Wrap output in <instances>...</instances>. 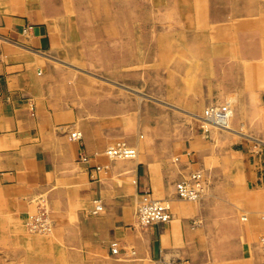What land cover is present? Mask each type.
I'll return each mask as SVG.
<instances>
[{
  "label": "crops",
  "instance_id": "crops-1",
  "mask_svg": "<svg viewBox=\"0 0 264 264\" xmlns=\"http://www.w3.org/2000/svg\"><path fill=\"white\" fill-rule=\"evenodd\" d=\"M60 2L0 0V229L21 231L27 216L42 203L56 237L70 245H95L110 252L115 241L116 255H128L130 248L138 258L155 264L161 257L187 258L191 264H238L241 240L255 243L264 233V217L253 211V194L258 191L262 198L255 207L264 209V173L257 166L261 158L250 152L249 144L223 134V140L231 141L227 153L236 157L226 163L197 128L176 121L152 125L153 110L128 102L124 94L108 98L70 86L61 64L54 61L60 57L59 30L66 32L63 22L71 20L61 18V9L53 6ZM209 4L202 0L198 14V25L208 23V28L198 29L193 8L188 9L191 29L181 34L184 45L167 44L186 52V58L170 64L167 58L159 66L172 73L162 75L161 84L168 89L157 98L191 114L188 109L236 94L233 125L245 124L257 132L263 124L258 93L264 90V61L251 62V37H263L259 42L264 58V0H233L231 21L212 18L218 22L208 18ZM124 32H111L118 48ZM70 51L81 50L69 45ZM235 54L238 65L232 61ZM164 111L160 112L176 117ZM74 131L81 134L80 141L69 139ZM115 140H126L138 151L136 157L109 159L104 152ZM95 166L102 169L96 171ZM196 170L205 176L204 195L197 202L178 199L175 183ZM159 200L169 202L170 221L138 226L137 206ZM98 203L101 212L91 214ZM240 210L250 213L244 223L237 218ZM254 261H260L258 254Z\"/></svg>",
  "mask_w": 264,
  "mask_h": 264
},
{
  "label": "rangeland",
  "instance_id": "rangeland-1",
  "mask_svg": "<svg viewBox=\"0 0 264 264\" xmlns=\"http://www.w3.org/2000/svg\"><path fill=\"white\" fill-rule=\"evenodd\" d=\"M60 1V4L58 3L53 6L57 10L59 8L61 9V18L71 16V20L63 22L66 32L59 30L60 38H62L60 40V57H55L56 60L54 61L61 64L60 68L63 76L69 79L67 82H70V86L73 88L77 86L78 89L82 87L84 92L99 93L102 97L108 95V98H111L116 92L124 94L128 102L134 101L136 104L141 103V106L153 110L152 120L149 122L152 125L166 126L176 121L177 123L187 125L189 129L193 130L197 128L200 135L211 143L214 154L215 152L217 154L220 152L225 157L226 163H233L236 157L233 154L227 153V149L230 150L229 142L231 141L230 139L223 140V134L233 137V140H236V142L241 141L243 142L242 144H249L250 149H252L250 152L256 154L257 158H261L257 166L264 173V146H262L264 143V90H261L262 93L261 91L258 93V100L261 99L260 106L262 110H260V113H262L263 124L257 132H250L249 127L245 124L233 125L238 101L236 94H226L220 100L210 103L225 104L229 107V127L232 130L228 131L220 128L208 127L207 129L204 127L200 117L203 114V110L210 104H205L198 110L188 109L187 111L192 112L191 115L190 113H184L176 109L175 106H170V104H167L170 101L165 100L163 97L157 98V96L163 95L168 89L167 84H161L165 81L162 79V75H165L167 72L172 73L171 68H160L159 66H164V61L167 58L172 59L169 64L176 58H186V52L179 53L176 48L167 47V44L171 46L174 44L175 47L179 44L181 46L184 45L182 41L185 39V36H181V34H183L184 30L191 29L188 28L187 23L188 9L190 11L193 8V21L199 27L198 29L208 28L205 25L208 23L198 25V22L202 21L199 16L201 9V7L199 8V4L202 0ZM209 3L210 11L208 12V18L211 20L221 19V21L226 18L227 21H231L229 17L230 13L233 6L236 7V4L233 5V0H209ZM57 12L59 13V11ZM213 21L218 22L217 20ZM57 27L59 28L58 25ZM122 28L125 32L121 34V39L123 40L118 48L116 41H114L117 40V37L111 38V35L114 34L111 32ZM108 33H110L109 37L107 36ZM64 34H69L71 37L68 35L64 36ZM75 34L76 36L73 37ZM251 38H253L255 46V51L250 56L252 57L251 62H263V52H261L262 44L259 42L260 38L263 37L253 36ZM227 39L230 38L227 37ZM246 39L247 41L249 40L248 38ZM134 40H138L136 43L138 45L137 47L133 45ZM175 40L177 42H174ZM237 43H239L238 40ZM69 45L70 47L75 45V48L77 46V49L81 51L69 52ZM232 61H234L235 65H238L240 62L236 54L233 55ZM225 63L228 64L229 62L225 61ZM149 64H157V67L154 65L153 68H149ZM176 71L178 73L179 70ZM150 75L152 77L151 81ZM169 80L171 81V78ZM81 83L84 84L81 86ZM248 86L246 85L244 88H248ZM250 86L254 87V85ZM244 95H248L247 89L244 91ZM226 100H231V103L229 101L226 102ZM172 103L177 104L176 102ZM231 108L234 111V115L232 114ZM161 110H168L164 112H171L176 117L167 116L161 113ZM193 115H196V118L192 117ZM258 116L261 118L260 115ZM134 119L136 120L135 117H133V121ZM252 126L250 125V128ZM239 132H244L249 137L242 138V136L240 137L238 135ZM142 135L145 136L146 134L142 133ZM123 141L129 145L126 140ZM115 142L116 140L113 143ZM129 146L132 147L131 145ZM240 146L235 145L234 148L239 149ZM109 159L123 161L133 158L116 157ZM196 171L200 172L203 177V196L207 188V183L203 172L200 170ZM260 194L259 191L253 194V211H259L256 213L264 217V209L262 210L263 212H260L255 207L259 206L258 204L262 198V194ZM199 199L190 202H197ZM142 203L137 206L136 213ZM92 211L91 214L93 215L101 212L98 211L95 214ZM249 214L246 210H240L237 213L239 222L244 223L243 217H248ZM48 222L49 228L45 230H31L26 224H23L21 231L0 229V264H155L148 259L138 258L135 251L130 248L128 249V255H116L111 250L110 252L107 250L104 251L98 249L95 245H70L66 240L56 237L51 220L49 219ZM137 225L140 226L138 223ZM244 232L245 234L247 233L245 229ZM261 237H264V233L258 236L256 239L257 242L255 243L250 240L247 241V239L241 240V243L243 242L242 246H238L237 248L238 256H240L237 258L238 264H264V258L261 254L262 250L259 248ZM256 246L258 249L256 251L257 253L253 248ZM256 254L259 255V262H253ZM183 259H186L191 264L189 259Z\"/></svg>",
  "mask_w": 264,
  "mask_h": 264
},
{
  "label": "built area",
  "instance_id": "built-area-1",
  "mask_svg": "<svg viewBox=\"0 0 264 264\" xmlns=\"http://www.w3.org/2000/svg\"><path fill=\"white\" fill-rule=\"evenodd\" d=\"M26 31V29L24 30ZM230 109L225 104H214L207 106L204 109L203 122H208L223 128L226 126V122L229 119ZM205 124V123H204ZM201 127H203L201 125ZM207 131V129H206ZM69 139L72 141H80L81 134L77 131L70 132ZM261 145V144H260ZM264 146V143L263 145ZM136 150L127 145L123 140L116 141L105 150V155L108 158L126 157L134 158ZM86 158H84L85 160ZM96 171L101 170V166H95ZM202 176L200 172L196 171L191 173L186 179L179 181L176 184L175 194L179 199L183 200H198L201 196L204 186ZM102 206L98 203L93 209L92 213L100 211ZM171 219L170 205L167 200L151 201L142 203L136 213V221L140 226H149L152 224H165ZM49 217L44 204H40L35 214L27 216L26 225L31 230H45L49 228ZM260 247L264 252V237L260 238ZM110 250L117 254L119 250L118 242L113 241L110 245ZM156 264H189L186 259L183 258H159Z\"/></svg>",
  "mask_w": 264,
  "mask_h": 264
},
{
  "label": "bare ground",
  "instance_id": "bare-ground-1",
  "mask_svg": "<svg viewBox=\"0 0 264 264\" xmlns=\"http://www.w3.org/2000/svg\"><path fill=\"white\" fill-rule=\"evenodd\" d=\"M187 39H188V38H187ZM214 104H215V103H214ZM214 104H210V105H208V106H211V105H214ZM191 115H192V114H191ZM192 117H195V118H196V115H193ZM202 117H204V110H203V114H202V116H201L200 118H201V121H202V123H203V125H204L205 128H207V129H208V127H209V128H211V127H213V128H220L219 126H216L215 124H212V126H211V123L203 122ZM197 118H198V117H197ZM200 118H198V119H200ZM204 123H205V124H204ZM226 123H227L226 126L223 127V128H220V129H223L224 131L232 130V129L229 127V119H228V121H227ZM220 129H219V130H220ZM229 132H230V131H229ZM238 135H239V136H242V137H249V136L246 135L244 132H239ZM251 139H252V138H251ZM253 139H254V138H253ZM254 140H255V139H254ZM135 152H136V151H135ZM135 155H136V154H135ZM132 158H133V157H132ZM192 173H193V172H192ZM200 174H201V173H200ZM189 175H190V174H189ZM189 175H188V176H189ZM188 176H187V177H188ZM201 176H202V175H201ZM187 177H186V178H187ZM186 178H184V179H186ZM180 181H181V180H180ZM202 181H203V177H202ZM178 182H179V181H178ZM178 182H177V183H178ZM177 183H176V184H177ZM176 184H175V187H176ZM175 189H176V188H174V190H175ZM203 190H204V189H203ZM202 194H203V192H202ZM202 194H201V196H202ZM201 196H200V197H201ZM200 197H199V198H200ZM177 198H178V197H177ZM199 198H198V199H199ZM181 200H182V199H181ZM100 211H101V210H100Z\"/></svg>",
  "mask_w": 264,
  "mask_h": 264
}]
</instances>
